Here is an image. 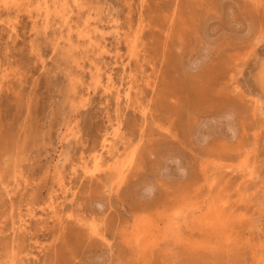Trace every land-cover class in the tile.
Wrapping results in <instances>:
<instances>
[{
  "label": "rangeland",
  "instance_id": "1",
  "mask_svg": "<svg viewBox=\"0 0 264 264\" xmlns=\"http://www.w3.org/2000/svg\"><path fill=\"white\" fill-rule=\"evenodd\" d=\"M50 1L0 14V264H264V0ZM116 127L128 178H90Z\"/></svg>",
  "mask_w": 264,
  "mask_h": 264
},
{
  "label": "bare ground",
  "instance_id": "2",
  "mask_svg": "<svg viewBox=\"0 0 264 264\" xmlns=\"http://www.w3.org/2000/svg\"><path fill=\"white\" fill-rule=\"evenodd\" d=\"M27 0H0V14L2 13V10L5 9V10H8V11H11L13 12V14L15 15L14 18L12 17L11 19L8 20V25L12 28V29H15L14 28V22H15V19L18 17V13L22 10V9H25V10H30L34 7L33 3L30 2L31 0H29V2H26ZM40 3L38 6H35L36 10L39 12V14L42 16H44V18H49L51 13L54 11L55 13H57V15H59L60 19L62 20V22L64 24H69V20H68V15H69V12L68 9L66 8V4H60L58 1H55L53 3H51L50 0H39ZM62 1V0H60ZM74 1V0H72ZM146 1V3H145ZM149 1V0H148ZM69 2V1H68ZM142 2H144L145 4H147V0H142ZM67 3V2H66ZM143 4V3H142ZM143 6V5H142ZM68 7V6H67ZM77 8V6H76ZM78 10V9H77ZM73 11V10H72ZM30 12V11H29ZM35 12V11H34ZM74 12V11H73ZM73 14V13H72ZM38 15V13H37ZM52 16V15H51ZM39 17V16H37ZM174 17V16H173ZM1 18V17H0ZM35 18V17H34ZM52 18V17H51ZM57 18V17H56ZM58 18V19H59ZM70 18V17H69ZM44 19V20H46ZM47 21V20H46ZM48 22V21H47ZM74 24V23H73ZM62 25V23H61ZM64 26V25H63ZM66 27V26H65ZM9 28V27H8ZM10 28V29H11ZM78 28V27H77ZM69 29V28H68ZM75 29V28H74ZM72 29V30H74ZM91 29V28H89ZM82 33L84 34H89V30H82ZM93 32H91V35H92ZM95 34V33H94ZM100 34V33H99ZM136 34V33H135ZM140 35V34H139ZM77 36V35H76ZM104 36V35H103ZM136 35H134L135 37ZM91 38V37H90ZM137 38V37H136ZM140 38V37H139ZM138 38V39H139ZM78 39V38H77ZM88 39V38H87ZM102 39V38H101ZM100 39V40H101ZM137 39V41H138ZM85 40V39H84ZM99 40V42H100ZM132 41V40H130ZM136 41V39H135ZM139 42V41H138ZM93 44V43H92ZM130 43H128L129 45ZM95 45V44H94ZM99 45V44H98ZM132 45V44H131ZM103 46V45H102ZM136 46V45H135ZM138 46V45H137ZM94 47V46H93ZM98 48V47H96ZM138 48V47H137ZM132 49V48H131ZM130 49V50H131ZM107 50V49H106ZM134 50V49H133ZM132 50V51H133ZM137 50H135L134 52H136ZM139 53H140V50H138ZM137 51V52H138ZM109 52V51H108ZM130 52V51H129ZM137 52L134 53L137 57ZM99 53V52H98ZM102 53V52H101ZM133 53V52H132ZM138 53V54H139ZM100 55V54H99ZM102 55V54H101ZM133 55V54H132ZM131 55V56H132ZM140 55V54H139ZM138 55V57H139ZM130 56V54H129ZM133 56V57H134ZM117 58V57H116ZM134 59H137V58H134ZM138 61V59H137ZM136 62V61H135ZM196 64V63H195ZM100 66V65H99ZM128 66V65H127ZM95 67H96V64H95ZM101 67V66H100ZM98 68V67H97ZM103 71V70H102ZM112 72V71H111ZM107 74V73H106ZM115 75L111 74V73H108L106 75V77L101 73V71H97V73L95 74V82L98 86H102L103 89L108 92V93H117L118 96H124V98L126 99L127 102H131L132 100V96L133 94H136L138 95V92H137V89L139 87V84H138V81L135 79L134 76L132 75H129L128 76V85L126 88H122V85H117V81L115 80ZM137 77V76H136ZM152 77V76H151ZM94 78V77H93ZM149 78V77H148ZM150 80H152L151 78H149ZM155 81V80H154ZM140 83V82H139ZM148 84L151 85V82L149 80H147L145 82V84ZM156 84V82H155ZM96 85V86H97ZM125 86V84H124ZM152 86V85H151ZM95 87V86H94ZM153 88V87H151ZM122 89H124V92L122 94ZM86 100V99H85ZM84 100V101H85ZM122 100V99H121ZM139 101V100H138ZM140 105V104H139ZM144 113V112H143ZM119 123V122H118ZM119 125V124H117ZM120 125H121V122H120ZM231 131L233 133V135L236 134V129L233 127L231 128ZM120 127H116L112 133H108L105 137H104V140H103V145H102V149L101 151H95L96 154L94 155V161H93V167L91 166H85L86 169H85V173L90 177V178H95V176H97V173H101V170H104V166L108 164V162L106 161V154L107 155H110L111 158L115 159L114 161V164L113 166H110L108 165L107 167L111 168L112 171L114 172L115 175H117V179H119L120 181H123L127 176V172L129 171V169L132 167L131 165L133 164V161H134V157H135V152L136 151H132L130 152L129 150V153L127 154V152L123 155L121 154L120 152L121 151H118L117 150V143L119 142V140H121L119 137H120ZM122 135V133H121ZM125 146V145H124ZM101 147V146H100ZM133 149V148H132ZM137 149V148H136ZM135 149V150H136ZM95 150V149H94ZM138 151V149H137ZM127 154V155H126ZM137 154V153H136ZM126 155V156H125ZM110 159V158H109ZM137 160V159H136ZM110 162V161H109ZM136 163V162H135ZM110 164V163H109ZM112 165V164H111ZM104 167V168H103ZM103 168V169H102ZM247 173V172H246ZM127 174V176H126ZM87 175H85L87 177ZM252 175V173H251ZM254 175V174H253ZM126 176V177H125ZM195 176V175H194ZM248 177V176H246ZM116 178V176H115ZM128 178V177H127ZM252 178V176H251ZM194 180V179H193ZM199 180V179H198ZM250 180V178H249ZM222 181V180H221ZM248 181V180H247ZM245 182V181H244ZM243 182V184H244ZM214 182H212V185H213ZM248 183V182H247ZM152 186V185H151ZM150 185L148 186V189H145V193H152V187ZM183 186V185H182ZM117 187H118V182H117ZM151 187V188H149ZM167 189V188H166ZM68 190V189H67ZM185 191V190H184ZM230 191V190H229ZM67 192V191H66ZM144 193V194H145ZM203 194V193H202ZM73 196V194H72ZM212 196V195H211ZM241 196V195H240ZM226 197V196H225ZM229 197H232V196H229ZM227 198V197H226ZM176 199V198H175ZM225 199V198H224ZM229 199V198H228ZM231 200V199H230ZM171 202H169L170 204ZM56 204V203H55ZM59 204V203H58ZM177 204V203H176ZM230 204V203H229ZM228 204V206H229ZM233 204V203H232ZM51 205V204H50ZM165 206V204H164ZM236 206V205H235ZM235 206H232L233 209ZM49 207V206H48ZM53 207V205H52ZM166 207V206H165ZM183 207V206H181ZM148 208V207H147ZM186 208V207H185ZM226 208V207H225ZM236 208V207H235ZM53 211L55 210L56 211V208L53 207L52 208ZM60 209V207H59ZM150 209V208H149ZM190 209V207L188 206V210ZM228 209V207L226 208V210ZM146 210V209H145ZM144 210V211H145ZM153 210V209H152ZM175 213L174 215L171 216V222H170V226L172 228V231L171 233L174 234V232L177 230V225H178V221L179 219L181 218V216H185L184 213H185V210H184V207L183 209L179 208L178 209H175ZM237 210V209H236ZM148 211V210H146ZM151 211V210H150ZM189 212V211H188ZM187 212V213H188ZM57 213V212H56ZM145 213V212H144ZM222 213V212H221ZM189 214V213H188ZM34 215V214H33ZM147 215V214H146ZM219 215V213H218ZM224 215V214H223ZM55 216V215H54ZM61 216V215H59ZM58 217V216H56ZM62 217V216H61ZM78 217V216H77ZM59 219V218H58ZM75 219V218H74ZM147 219V218H146ZM192 219V218H190ZM222 219V218H221ZM57 220V219H56ZM150 220V219H149ZM194 220V219H193ZM258 220V219H257ZM82 221V220H81ZM94 221V220H93ZM196 221V220H195ZM29 222V221H28ZM84 222V221H83ZM173 222V223H172ZM63 223V222H61ZM84 224V223H83ZM23 225V224H22ZM81 225V224H80ZM86 227L89 228V231L92 235L94 236H97L99 238H103L104 239V234L101 233V228L99 229L97 223L95 222H91V223H86ZM84 226V225H83ZM134 226V225H133ZM183 226V225H182ZM137 227V226H136ZM138 228V227H137ZM24 229V228H23ZM132 229V228H131ZM183 229V228H182ZM260 229V228H259ZM205 230V229H204ZM223 230V229H222ZM128 231V230H127ZM129 232H130V229H129ZM178 232V231H177ZM199 232V231H198ZM197 232V233H198ZM227 232V231H226ZM188 233V232H186ZM235 233V232H234ZM241 232H239L240 234ZM134 234V233H133ZM137 236L135 237L137 240L136 243H138L139 245H141L142 247H148L150 246V244H154L156 243V236H155V230L153 229V226H152V223L150 221H144L140 226H139V229L137 231ZM176 234V233H175ZM128 235V234H127ZM131 235V234H130ZM130 235H128L130 237ZM201 237V236H200ZM128 238V237H127ZM132 238V237H130ZM129 238V239H130ZM133 240V238L131 239ZM181 240V239H180ZM157 244V243H156ZM258 245V244H257ZM162 246V245H161ZM135 247V245H134ZM151 247V246H150ZM156 247V246H155ZM178 247V246H177ZM257 247V246H256ZM259 247V246H258ZM257 247V248H258ZM153 248V247H151ZM261 248V247H260ZM171 249V248H170ZM148 250V249H146ZM257 250V249H256ZM170 251V250H169ZM158 252V250H157ZM149 253V251H148ZM146 253V254H148ZM250 254V253H249ZM155 255V253H154ZM172 255V254H171ZM252 258V257H251ZM262 261V260H261ZM264 261V260H263ZM262 263V262H261Z\"/></svg>",
  "mask_w": 264,
  "mask_h": 264
}]
</instances>
